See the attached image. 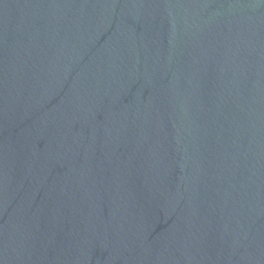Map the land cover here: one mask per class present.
I'll return each mask as SVG.
<instances>
[{
    "label": "water",
    "instance_id": "obj_1",
    "mask_svg": "<svg viewBox=\"0 0 264 264\" xmlns=\"http://www.w3.org/2000/svg\"><path fill=\"white\" fill-rule=\"evenodd\" d=\"M0 264H264V0H0Z\"/></svg>",
    "mask_w": 264,
    "mask_h": 264
}]
</instances>
